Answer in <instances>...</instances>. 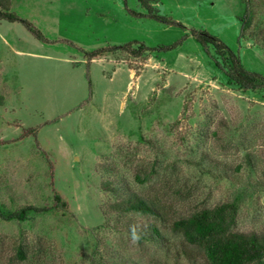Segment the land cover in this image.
I'll list each match as a JSON object with an SVG mask.
<instances>
[{
	"label": "rangeland",
	"instance_id": "obj_1",
	"mask_svg": "<svg viewBox=\"0 0 264 264\" xmlns=\"http://www.w3.org/2000/svg\"><path fill=\"white\" fill-rule=\"evenodd\" d=\"M126 1L0 0L43 37L0 19V264H195L172 222L225 202L234 230L264 235V88L227 83L191 34L264 75V0L244 28V0H147L181 26ZM131 41L156 50L88 61ZM133 192L164 219L118 208ZM27 205L48 209L7 218Z\"/></svg>",
	"mask_w": 264,
	"mask_h": 264
},
{
	"label": "trees",
	"instance_id": "obj_2",
	"mask_svg": "<svg viewBox=\"0 0 264 264\" xmlns=\"http://www.w3.org/2000/svg\"><path fill=\"white\" fill-rule=\"evenodd\" d=\"M146 12L144 16L153 20L163 22L165 24H173L181 26V24L173 19L159 13V11L147 0H139ZM127 6V1L122 0ZM245 2V12L243 15L242 28L249 18V1ZM130 13L141 15L133 10L128 9ZM0 19L9 22L18 21L30 31L35 37L43 39L40 32L25 19L20 18L14 12L0 9ZM241 28V31H242ZM192 37L202 46L206 53H209V45H211L223 63L214 60L215 65L227 77V83L235 84L241 89L258 90L264 88V75L260 72L247 69L241 62L237 52L231 50L222 40L215 37L204 30H192ZM133 43L138 47H133ZM176 42L171 45L160 47V50H169L179 44ZM117 48H121L133 55H139L146 51L156 50L155 47H149L144 43L131 41L122 47L109 46L106 48L87 52L88 61L98 55L106 52H112ZM87 79L90 85L89 73L87 71ZM91 94V93H90ZM55 199L59 200V195H55ZM122 211H135L144 214H152L157 218L164 219L166 215V205L156 198H144L133 192L128 197L122 199L116 204ZM113 207V205H109ZM46 207H35L27 205L19 210L7 215L9 219L24 220L31 212L46 211ZM237 215V207L233 203H220L213 207L202 208L193 211L190 214L181 216L172 222V228L182 233V241L176 255L182 256L195 264H261L264 256V235L255 233H243L233 229L235 218ZM136 232L140 230L136 228ZM139 235V234H137ZM141 235V234H140Z\"/></svg>",
	"mask_w": 264,
	"mask_h": 264
}]
</instances>
